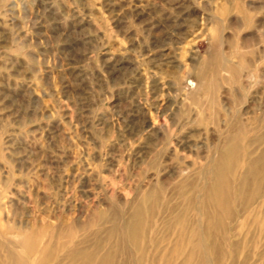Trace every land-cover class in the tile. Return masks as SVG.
<instances>
[{
	"label": "rangeland",
	"instance_id": "1",
	"mask_svg": "<svg viewBox=\"0 0 264 264\" xmlns=\"http://www.w3.org/2000/svg\"><path fill=\"white\" fill-rule=\"evenodd\" d=\"M199 231L264 264V0H0V264H199Z\"/></svg>",
	"mask_w": 264,
	"mask_h": 264
},
{
	"label": "bare ground",
	"instance_id": "2",
	"mask_svg": "<svg viewBox=\"0 0 264 264\" xmlns=\"http://www.w3.org/2000/svg\"><path fill=\"white\" fill-rule=\"evenodd\" d=\"M223 186V185H222ZM224 187V186H223ZM223 187H220L222 189ZM219 205H222V207L225 210H229V205H228V196L225 192L222 191V195L219 200ZM167 208V207H166ZM165 208V209H166ZM139 209V208H138ZM200 213V212H199ZM141 212L137 210L130 218L128 225L126 226V238L128 239L129 242H133V245H136V247H139V241H141L143 237V224L145 223L143 218H140ZM197 235H193L195 237L194 241H192L193 245V251L194 253L197 252V255H199V264H208L205 258V253L207 254V251H209L210 246H209V241L210 235L207 236L206 233L204 232H196ZM148 236V235H147ZM110 255H106L104 257H98L97 260L94 258V254L91 252H88L87 250L83 249L80 251H77L73 253L72 260H77L80 259L81 263L80 264H94L96 262L97 264H111L110 262ZM97 257V256H95Z\"/></svg>",
	"mask_w": 264,
	"mask_h": 264
}]
</instances>
